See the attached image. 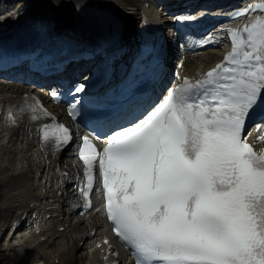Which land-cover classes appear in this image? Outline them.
Returning <instances> with one entry per match:
<instances>
[{"label":"snow or ice","instance_id":"1","mask_svg":"<svg viewBox=\"0 0 264 264\" xmlns=\"http://www.w3.org/2000/svg\"><path fill=\"white\" fill-rule=\"evenodd\" d=\"M257 9L264 3L245 11ZM228 35L221 63L183 79L143 118L110 125L102 151L82 138L85 205L98 168L107 219L136 264H264V149L242 136L264 110V14ZM20 111L48 115L35 97ZM41 139L59 149L71 136L53 118Z\"/></svg>","mask_w":264,"mask_h":264},{"label":"bare ground","instance_id":"2","mask_svg":"<svg viewBox=\"0 0 264 264\" xmlns=\"http://www.w3.org/2000/svg\"><path fill=\"white\" fill-rule=\"evenodd\" d=\"M207 1L211 0H193V2L196 3V7L191 13L194 14L196 10L201 8L202 6H205L207 9V6L209 4V2ZM217 1L221 2V6L223 7L227 6L229 4V1L233 0ZM63 2H65L66 4L70 3L76 10L75 14H79V19L76 20L80 23L79 28L82 32L75 33L74 31V38L78 39L81 36L85 37V35L89 33V40L94 43L93 46L89 47L91 51L94 52L95 49H100L101 54H104L109 60H114L117 57L122 58L123 54L128 53V51H131L132 49L131 47H128V45L134 44L133 40L141 38L142 35L145 38L152 37L155 40L159 38V36L154 35V30L153 32H150L146 29H143L141 22L144 19V14H146V12H144L143 8L141 7L135 6V8L128 9L127 12L126 10L117 9L112 0H63ZM145 2H148V0H145ZM162 2L168 8L173 9L172 11H168V13L164 17H172L174 13H183L185 11L181 7L182 3H185V0H162ZM188 2L189 1H187V3L185 4L187 7ZM4 3L7 6L14 4L11 2V0H5ZM37 6H39V4H36L31 0H25L24 6L20 8L18 12L25 11L26 8H31L34 11L35 9H38ZM42 8L48 9L47 7ZM48 12L49 11L44 10L43 15H46ZM253 19V16L248 15L247 19L242 23H239L238 25L243 26L245 23ZM5 20L1 18L0 25L6 23L4 22ZM129 21H133L130 25H133V28L130 33H127L126 30H124V27H126V24ZM211 21H214L211 24H216L217 26H219V28L227 25L226 19L220 18ZM211 21H197L196 24L199 27L198 30L207 27L209 22ZM58 24L59 22L52 21V23H47L46 27L50 26V28H52ZM219 28L216 31V34L213 35L211 39L202 40V42L193 47L190 45V43L185 44L184 48H187L189 52L193 51L194 53L189 59L187 58L185 60L183 65L179 63L176 65V67L173 68L176 71V74H184L191 77H196L205 73L210 67H212L214 63L218 62L221 59L218 50H222V48L226 44V41L221 39V37L224 36L225 33L220 31ZM36 34L37 31L34 33V35ZM85 38L87 39V37ZM171 41H173L172 37L168 40V43H170ZM180 45L183 44H179V46ZM98 56H100V54ZM182 57L183 55L181 56V58ZM96 60L98 61V59ZM172 60H174V58H172ZM92 62H94V60ZM92 62H85V67H87ZM166 63L170 64L168 60L166 61ZM191 63H194V65H192ZM28 64L29 63H26L25 65ZM166 68L169 71V69L172 68V65L170 64V66H166ZM107 69L108 68L105 64L103 70L107 71ZM71 70L72 69L69 68L65 71L64 68L65 72L58 73V77H68ZM108 71L113 72V69L111 68ZM115 75L117 77L118 74L116 73ZM5 86L6 85H0V93H2V91H5V93H3V96L9 97L13 92H11L10 95H8V93L14 88H5ZM13 102L14 101L8 100L6 102V105L11 109V105L13 104ZM18 123L20 124V126H9L10 134L8 135L7 133L6 135H4V137L2 136L1 139H3L4 143L0 144V153H2L3 156L0 162V211H8L13 213L12 216L8 215L7 217H5V220H7V223H9L7 224V226H5L3 235L9 232L8 230L15 229L12 228V224L15 221L16 224L22 223L21 218L25 213H31L32 211L35 212V209L38 208L40 209L37 212V216H42V219H45V222L37 228L40 229V232L34 237V240H27L25 242L26 244L23 245L29 248L28 257H22L20 259H18V256H16V258L11 257L12 254L10 255L9 252L12 250L14 251L16 246L11 247L7 244L6 247L4 245H1V243L0 253L3 254V257L1 256V261L3 260L8 264L96 263V256L98 255V252L95 249V245L98 241L102 240L105 235V220L99 215L96 216L93 210L84 212L82 200L79 197V194L76 192L66 197L69 199V202L66 204L65 208L59 210L58 205L56 204L59 199L58 194L62 190L61 186L65 182L60 176V172L62 171L61 168L58 171V175L51 173L50 170L58 163V161L64 160V165L66 166H69V163L74 164V156H69L70 159L58 160L57 154H59L60 151H57L53 144L50 146L51 142H45L46 147L44 146V143L39 140L41 138V135L37 133L38 127L41 125V122L22 123L21 120H19ZM26 127L28 129H26ZM5 130H7V128H5ZM262 133H264V129ZM20 135H22L23 138L21 141H19ZM249 135L250 137L254 138V131L250 132ZM15 138L20 143L25 141V145L22 144L23 146H21V153H19L21 156L17 160L19 163H21V166L17 171V176L8 174L6 170L7 166L2 165V163H5L7 161L4 157L6 155L5 153L9 150L7 144L12 143ZM5 139L7 140V143H5ZM27 146H32L33 148L35 147L36 150L32 153H29L28 151H32L33 149H26ZM49 151H52L53 154H48ZM25 164H27V166ZM74 166L75 165H73V168ZM30 177L40 180L39 187L32 186L33 192L30 190V185L28 184V182L25 183L24 181L25 179H28ZM18 178H20L21 180H18ZM70 178L72 177L68 176L65 177L64 180H68ZM54 179L60 181V187L54 188L53 191L55 193L51 196L49 194V189L53 186V184L51 185L50 183ZM44 189L45 191L43 192ZM34 190H37V192L34 193ZM94 196H96V194H94ZM47 199L51 200L50 204L45 202L41 206L37 205L39 200L43 201ZM32 203H34V206L31 209ZM95 208H97V206ZM17 210H22V214L18 219L16 218ZM81 213L84 214L81 215ZM88 213L91 214L90 219L85 218L86 214ZM47 214H50L51 216L50 219L46 221ZM73 216L76 217L74 224L71 223V219ZM9 219L10 221H8ZM60 227H64L63 231L59 230ZM94 227H96L98 230H96V234L92 236V230ZM35 231L36 230H34V232ZM19 232L20 231H18V233ZM13 233H15V231ZM49 233H51L53 238L51 239V235H49L43 240L42 238ZM79 241H84L86 248L80 247L78 245ZM0 242H2V240ZM2 246L6 248H3ZM89 250L91 251V253H89ZM6 252H8V255H6Z\"/></svg>","mask_w":264,"mask_h":264},{"label":"rangeland","instance_id":"3","mask_svg":"<svg viewBox=\"0 0 264 264\" xmlns=\"http://www.w3.org/2000/svg\"><path fill=\"white\" fill-rule=\"evenodd\" d=\"M14 1V4H12V6H10V8H14V10H12L13 12H15V10H18L19 9V7H21V6H24V4H25V0H13ZM31 1H35V2H38V3H40L39 4V6H37L40 10L42 9V7H47V8H49L51 11H52V13H51V18L52 17H55L56 19H59V16L61 17L62 16V14L64 13V12H68V11H70V9L71 10H73V9H75L70 3H68V4H66L65 2H63V0H31ZM143 1L144 0H112V2L114 3V5H115V7H117V9H121V10H126L127 12H128V9H130V8H135V6L136 7H141V8H143V11L145 12V4L143 3ZM34 2V3H35ZM16 3V4H15ZM73 7V8H72ZM22 8V7H21ZM147 9V16L149 15V16H157L158 18H159V16L157 15V10H154L153 9V7H151V5L148 7V8H146ZM50 10H49V12H50ZM32 12L33 10L31 9V8H28V9H26L24 12H23V15H27L26 17H29L30 16V13L29 12ZM48 12V13H49ZM74 12V11H73ZM47 13V14H48ZM46 14V15H47ZM76 15V17H78L79 18V14H75ZM26 17H24L25 19H26ZM144 20V19H143ZM142 20V22H141V25H142V27L144 28V24L146 23V21H143ZM149 22H151V23H156L157 21H158V19H156L155 17H153V18H151V17H149L148 19H147ZM53 21H56V20H53ZM133 21H129V22H127V24H126V27H127V29H126V27H124L125 29L124 30H127V32H129V30H130V25H131V23H132ZM165 25H167V24H165ZM177 28L181 31L182 30V32H181V35L179 36L180 37V40L181 41H179V42H177V41H173V42H170V43H173V44H170V48H169V51L171 52V55H173L172 54V52L174 53V50H173V48H177L178 46H179V44H185V43H187V44H189L190 42V39H188L189 37H190V31L188 30V28L187 27H184V26H182L181 24H180V22L179 23H177ZM177 28H174L175 29V31H177ZM185 28V29H184ZM185 31V32H184ZM185 33V34H184ZM207 37H210V35H208ZM183 38V39H182ZM212 38V37H211ZM211 38H207V39H211ZM207 39H203V40H207ZM184 40V41H183ZM189 40V41H188ZM198 41H200V39H198L197 41H196V43L198 42ZM183 42V43H182ZM189 42V43H188ZM199 43V42H198ZM190 45L192 46V44L190 43ZM195 45V44H194ZM179 48H180V46H179ZM185 49H187V48H185ZM178 53V52H177ZM191 53L192 52H186V54H185V57H184V59L186 58H190L192 55H191ZM175 54V53H174ZM170 55V56H171ZM175 57L174 58H176V55H174ZM180 58V56L177 58V60L176 59H174V62L176 61V62H178V59ZM192 65H194V63H191ZM166 66H170V64L169 63H166ZM177 75H175V73H174V75H173V78H174V81L176 80V81H178L177 79H175V77H176ZM1 85V84H0ZM1 86H3V85H1ZM5 88H9V87H5ZM11 92H13V91H10V93ZM2 93H5V91H2ZM1 132H2V130L0 129V143H2V141H3V139H1V137H2V135L3 134H1ZM2 140V141H1ZM20 146H23L22 144L20 145ZM10 148V153L9 154H6V156H4L5 157V159H7L8 158V161H6L5 163H2V165L4 166V165H6V166H8V169H6L7 170V173L8 174H12V175H18L17 174V171H18V169H19V167L21 166V164L20 163H18V162H16L18 159H19V157H20V155L19 154H15V150H16V148H18V146L17 145H15V146H12V147H9ZM24 148V147H23ZM33 149L32 151H28L29 153H32V152H34L35 150H36V148L34 147V148H32L31 146H27L26 147V149ZM25 150V149H24ZM9 152V151H8ZM0 162H1V159H2V153H0ZM18 180H21L20 178H18ZM25 181V183H27V181H26V179L24 180ZM32 184H30L29 182H28V184L29 185H35V187H36V185H37V182H34V181H30ZM27 187V186H26ZM25 187V188H26ZM30 187V186H29ZM31 191H32V189H30ZM33 192V191H32ZM36 191H34V193H35ZM70 193V192H69ZM40 202H42V200L40 201ZM63 203H66L65 202V199L64 198H59V201L56 203V204H58L59 205V208L60 209H63L64 208V206H63ZM19 210H17L16 212H18ZM12 212H1L0 211V235H1V233H3V230H5V226H7V224L9 223H7V220H5V217H7L8 215H13V213L11 214ZM21 213V211H19V214ZM18 214V213H17ZM16 214V215H17ZM75 220H76V217H72V219H71V223L73 224L74 222H75ZM8 221H10V219L8 220ZM4 226V227H3ZM12 226L14 227L15 226V224H12ZM33 228H32V230H27V231H24L23 233L24 234H26V238H27V240H34V236H33ZM53 233V232H52ZM49 235H51V233H49V234H47L46 236H49ZM53 237H52V235H51V239H52ZM2 240V242H0V244L1 245H4V246H6L7 247V244L8 245H12V246H14V245H17V244H20V246H16V248L14 249V251L12 250V251H10L9 253H10V255H11V257H13V258H16V256H18V259H20V258H22V257H28V255H29V253H28V250H29V248L27 247V246H21V244H25V242L26 241H22L20 238H19V235H14V236H12V238H11V235L9 236L8 235V233L6 234V236L4 235V236H0V241ZM83 241H79L78 242V245L80 246V247H83ZM1 245H0V247H1ZM4 246H2L3 248H6V247H4ZM14 254V255H13ZM6 255H8V252H6ZM1 256L3 257V254L2 253H0V263L1 264H8V263H5V261H1ZM12 263V262H11Z\"/></svg>","mask_w":264,"mask_h":264}]
</instances>
